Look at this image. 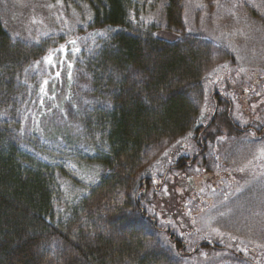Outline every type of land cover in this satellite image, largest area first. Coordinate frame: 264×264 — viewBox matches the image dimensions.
<instances>
[{"label":"trees","instance_id":"trees-1","mask_svg":"<svg viewBox=\"0 0 264 264\" xmlns=\"http://www.w3.org/2000/svg\"><path fill=\"white\" fill-rule=\"evenodd\" d=\"M63 1L87 5L93 15V37L75 57L74 76L94 102L86 131L108 146L96 158L103 172L84 197L62 206L69 171L30 150L35 139L22 116L40 66L63 38L16 37L0 21V264H181L190 254L149 216L150 165L185 137L198 146L255 131L238 126L222 95L212 96L211 116L202 119L205 82L232 56L229 48L188 24L187 0H161L151 23L136 0ZM259 129L264 136V124ZM204 162L207 175L214 172Z\"/></svg>","mask_w":264,"mask_h":264},{"label":"rangeland","instance_id":"rangeland-1","mask_svg":"<svg viewBox=\"0 0 264 264\" xmlns=\"http://www.w3.org/2000/svg\"><path fill=\"white\" fill-rule=\"evenodd\" d=\"M136 1L145 5L146 23L157 19L161 0ZM187 3L188 24L197 23L232 55L205 82L203 121L210 118L217 94L228 98L241 129H256L237 140L224 135L198 146L189 136L165 151L150 165L156 186L148 192L149 216L190 254L181 264H264V136L257 132L264 124V0ZM92 19L87 5L66 6L63 0H0V21L14 36L63 38L40 66L31 107L22 116L23 128L35 139L30 150L69 171L62 184L63 207L99 181L103 167L96 158L108 151L100 136L86 131L94 102L74 76L75 57L93 37L87 31ZM179 157L189 168L170 172ZM206 158L215 169L209 175L203 169ZM202 242L223 246L222 251L199 249Z\"/></svg>","mask_w":264,"mask_h":264},{"label":"flooded vegetation","instance_id":"flooded-vegetation-1","mask_svg":"<svg viewBox=\"0 0 264 264\" xmlns=\"http://www.w3.org/2000/svg\"><path fill=\"white\" fill-rule=\"evenodd\" d=\"M203 145H205V144H203ZM204 149H206V147L204 148V146H202V150H204ZM185 163H186V161H184L183 163H179V165L174 166V168H179L180 171H183L184 172L185 170H187L189 168V166L186 165Z\"/></svg>","mask_w":264,"mask_h":264},{"label":"water","instance_id":"water-1","mask_svg":"<svg viewBox=\"0 0 264 264\" xmlns=\"http://www.w3.org/2000/svg\"><path fill=\"white\" fill-rule=\"evenodd\" d=\"M191 182H192V180H191ZM152 222L155 223L156 221L155 220H152Z\"/></svg>","mask_w":264,"mask_h":264},{"label":"snow or ice","instance_id":"snow-or-ice-1","mask_svg":"<svg viewBox=\"0 0 264 264\" xmlns=\"http://www.w3.org/2000/svg\"><path fill=\"white\" fill-rule=\"evenodd\" d=\"M50 59V58H49Z\"/></svg>","mask_w":264,"mask_h":264}]
</instances>
